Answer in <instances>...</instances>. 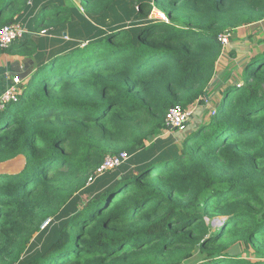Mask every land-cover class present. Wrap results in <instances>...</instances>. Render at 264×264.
<instances>
[{
	"label": "trees",
	"instance_id": "1",
	"mask_svg": "<svg viewBox=\"0 0 264 264\" xmlns=\"http://www.w3.org/2000/svg\"><path fill=\"white\" fill-rule=\"evenodd\" d=\"M76 1L0 0V29L30 15L47 30L0 47L35 57L0 110V163L25 161L0 173V264H182L196 249L195 264H264V51L196 130L165 123L207 104L219 36L263 20L264 0ZM123 4L133 26L106 25Z\"/></svg>",
	"mask_w": 264,
	"mask_h": 264
},
{
	"label": "rangeland",
	"instance_id": "2",
	"mask_svg": "<svg viewBox=\"0 0 264 264\" xmlns=\"http://www.w3.org/2000/svg\"><path fill=\"white\" fill-rule=\"evenodd\" d=\"M76 4L80 6V4H81L80 0H77ZM156 15H159V14L158 13L156 14V12L154 14L152 13L151 17L155 18ZM34 18H35V16L26 15L22 20L23 22H20V24L25 26L26 29L29 28L30 30L35 31L33 28ZM156 19L162 20L161 17H159V18L156 17ZM134 21H135V18H134V14H133V11L131 8V4H128V6L126 4H123L122 6H117L115 8V11L106 19V22H107L106 25L107 24H119V23H121V24H124L125 26H127L128 28H131L133 26ZM38 33H40V32H38ZM28 34L30 35V33H28ZM65 37L68 38L67 35H65ZM231 38H232V35H231ZM230 41H228V44L226 45L225 49H227V50H228V47L230 45ZM225 52H226V50H225ZM228 54L231 55L230 53H228ZM12 56H17V55H12ZM21 56H22L23 61L17 57L16 58L5 57L3 59H0V95L5 90H7L9 87L16 85V83H19V84L22 82L25 83L29 79L31 73L33 72L34 65H35L33 63L34 62L33 55H30L29 53H24ZM17 59H19L20 61H17ZM218 62H219V60H218ZM236 62H237V67H236L237 70L234 72L233 71L234 68H230L231 70L229 69L230 72L228 74H226V66L218 68V65H217L215 76H214L213 81L210 85L211 86L210 88L212 90V94L210 95L209 99H207L206 105H203L201 107L196 105L194 107V110H195V114H194V118H193L194 120H192L190 122L191 127H190L189 131L196 130L199 127L201 119H202V121H204L211 114H213L212 109H213L214 103L216 101H219L222 98V96L218 94L220 92L219 90L222 86H224L227 82H235V81L239 82V80H241L239 78L240 73H241L240 67H239L240 63L237 60H236ZM223 65H224V63H223ZM219 66H220V64H219ZM241 83H242V81H241ZM19 91L20 90L18 89V92ZM209 93H211V92L209 91ZM198 108H200V109H198ZM189 131H187V132H189ZM187 132H185V133H187ZM185 133L184 132L183 133H175V135L178 136L179 138H182ZM168 135H171V134H168ZM168 135L165 134V136H168ZM24 163H25V161H24L23 156H19L13 160H10L7 162H2V163H0V173L17 172V171L22 169ZM94 182L95 181H93L91 183L87 182L85 188H83L82 190H80L74 194L75 200H77L78 204L81 207L88 202L89 195H90L89 194V188H90L91 184H93ZM203 257H204V254H202L198 249H196L193 253V256L190 259L185 260L182 264H195V263L201 261L203 259Z\"/></svg>",
	"mask_w": 264,
	"mask_h": 264
},
{
	"label": "built area",
	"instance_id": "3",
	"mask_svg": "<svg viewBox=\"0 0 264 264\" xmlns=\"http://www.w3.org/2000/svg\"><path fill=\"white\" fill-rule=\"evenodd\" d=\"M155 12L156 14H159L156 15L157 18L161 17L162 20L164 19L168 21L167 16L163 12L156 10L153 13ZM26 33H28L26 27L18 22L3 26L0 29V47L3 49L9 48L17 40L23 39ZM35 34L36 33H34V35ZM39 34L45 35L47 34V30H42ZM231 34V32H228L219 36V41L223 44L224 49L226 48L228 41H230ZM17 94L18 83L5 90L0 95V110L3 109L7 103L13 100L16 101ZM212 113H215V111L213 110ZM193 116L194 108L188 109L183 108L180 105L174 106L169 110L165 118L166 127L168 128V130H178L180 132L185 131L189 126ZM129 158L130 154L127 151L108 155L104 162L97 168L95 174L89 177V183L93 182L98 176L102 175L106 171L121 166V164L126 162ZM50 220L51 218L47 219L42 227H45L50 222Z\"/></svg>",
	"mask_w": 264,
	"mask_h": 264
},
{
	"label": "crops",
	"instance_id": "4",
	"mask_svg": "<svg viewBox=\"0 0 264 264\" xmlns=\"http://www.w3.org/2000/svg\"><path fill=\"white\" fill-rule=\"evenodd\" d=\"M27 30L28 33H30V35L26 33L24 38L26 37L30 38L33 36L42 35L39 34L38 32H36V34L34 35L35 31L30 30L29 28ZM231 35L232 38H230L231 41L228 50L225 49L226 52L225 50L223 51L217 65L218 68L226 66V74H228L231 70L230 68H234L233 69L234 72L237 70L236 68L237 67L236 60H237L240 63L239 67H240V72L242 73L245 66L248 64L249 60L252 57L256 58L257 54H261L264 51V19L256 23H251L249 25L238 27L232 31ZM228 53H230L231 55H229ZM5 57H12V58L17 57L23 61L22 56L20 55L12 56L8 54H4L0 57V59H3ZM19 59H17V61H20ZM33 63L35 64V61ZM218 94L221 95V92H219ZM194 114H195V110H194ZM200 121H201L200 123H202V119ZM190 127L191 125L189 124V129ZM165 134H168V132H165Z\"/></svg>",
	"mask_w": 264,
	"mask_h": 264
},
{
	"label": "water",
	"instance_id": "5",
	"mask_svg": "<svg viewBox=\"0 0 264 264\" xmlns=\"http://www.w3.org/2000/svg\"><path fill=\"white\" fill-rule=\"evenodd\" d=\"M115 195V192L113 193V195L112 196H114Z\"/></svg>",
	"mask_w": 264,
	"mask_h": 264
}]
</instances>
